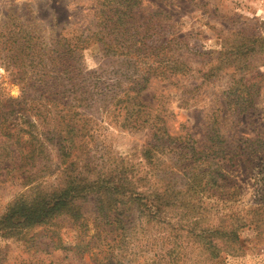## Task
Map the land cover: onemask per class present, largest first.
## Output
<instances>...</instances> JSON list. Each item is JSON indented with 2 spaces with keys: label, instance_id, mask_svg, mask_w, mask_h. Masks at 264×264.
<instances>
[{
  "label": "rangeland",
  "instance_id": "374dc122",
  "mask_svg": "<svg viewBox=\"0 0 264 264\" xmlns=\"http://www.w3.org/2000/svg\"><path fill=\"white\" fill-rule=\"evenodd\" d=\"M115 6L126 2L0 0V108L13 132L10 141L0 127V216L27 188L28 170L9 149L31 145L30 132H59L77 113L85 175L138 198L116 264H264V0H143L136 26H157L162 46L107 57L96 32L112 37L105 13ZM80 33L87 40L64 75L55 39L74 44ZM171 54L178 60H159ZM131 87L132 98H122ZM119 98L145 125H122ZM138 99L145 105L133 109ZM158 128L170 136L162 144L152 135ZM53 146L31 168L46 191L64 182ZM192 172L194 188L185 184ZM57 222L69 244L73 226ZM53 228L0 231V264H93L89 254L53 249L44 235Z\"/></svg>",
  "mask_w": 264,
  "mask_h": 264
},
{
  "label": "trees",
  "instance_id": "16d2710c",
  "mask_svg": "<svg viewBox=\"0 0 264 264\" xmlns=\"http://www.w3.org/2000/svg\"><path fill=\"white\" fill-rule=\"evenodd\" d=\"M124 1L126 2L124 9L115 6V8L105 13V15H108L106 18L111 21L112 37L107 39L108 35L107 33L105 35L102 29L96 32L98 34V45L104 56L108 57L112 55L116 57L120 51H141V47L145 46V44L159 49L163 42H159L157 35L158 27L145 25L147 27H144V30L140 32V25L136 26L139 21L144 23L143 20L135 17L134 13L135 7L141 9L143 0ZM154 12V14H161L162 11L158 8ZM102 15L101 12L99 14V24L103 23ZM152 25H154V22L151 23ZM119 26L122 27V31L117 34ZM148 29H151L154 35L153 38L152 33L146 35ZM78 35L74 44L63 42L61 35L55 39L54 56L57 64L60 65V71H63L64 75L68 73L71 61L77 62L76 57L79 53L76 49L79 41L87 40V37L81 39L82 33ZM92 37L94 35L90 36V38ZM108 40H112V42ZM170 42L171 40H167L166 46L163 47H167ZM125 43H129L131 46ZM134 59L138 58L134 56ZM159 60L168 62L169 60L176 61L178 58L171 54L166 59ZM159 60H156V62L159 63ZM134 72L136 73V71ZM139 92L135 91L138 97ZM130 93H133V87L128 88L122 94V98H132ZM80 101L78 98H75V107L78 108L81 105ZM124 101L125 113L122 116V125L126 126V124H130L133 121L134 124L131 128H134L148 121L141 118H133L132 120L128 115L132 112L129 109V103L120 98L116 102ZM132 105L133 109H135V106H144L145 104L138 99ZM0 111H2L0 127L3 129L2 132L5 138L10 140L13 137V132H10L6 125L3 106L0 108ZM77 115L75 113L76 121L74 122H72V115L64 119L59 132H30L28 141L24 142L31 145L27 147L26 145L19 146L15 150L9 149V153L20 156V162L28 170L23 178V184L25 183L27 188L21 195L13 198L5 208V211L0 216V231L12 235L26 234L32 229L41 228L45 230L47 227L54 226L52 231H48L50 232L49 234H44L52 244L53 249H65L77 255L89 254L93 264H116L118 253L115 250L118 249L121 240L130 235L134 228L133 225L138 220L134 216V211L138 207L136 203L138 198L133 196L131 190L126 194L127 190H125L123 184L119 185L120 183L115 182L110 185L105 180H100L99 178L90 181L89 177L85 175V172L88 171L87 164L78 165L81 159L80 156H77V150H79V147H83L84 142L82 137L84 128L75 125V122L80 124L82 120ZM152 135L155 138L157 137L158 144H162L161 142L167 140L166 138L170 139L165 129L161 131V128L155 129ZM21 141V138L15 140L17 143ZM49 145H57L53 147L56 148V153L60 158L61 165H63L61 166V173L64 175V182L62 185L55 186L46 191L38 182H35L37 178L32 179V175L41 172V170L31 168L36 166L39 156L48 152ZM5 149L8 150L7 147ZM45 172L44 176L48 174L49 167L46 168ZM198 178L199 174L192 172L187 175L185 184L190 188H194L196 187L197 180L199 181ZM119 188L123 190L122 193H120ZM123 205L127 207L125 209L121 208ZM131 208H134V211ZM57 220L66 221L73 226L75 233L69 244L64 242L59 229L55 228L58 226ZM89 222L91 223V227L89 226ZM33 236L32 234L29 238Z\"/></svg>",
  "mask_w": 264,
  "mask_h": 264
}]
</instances>
